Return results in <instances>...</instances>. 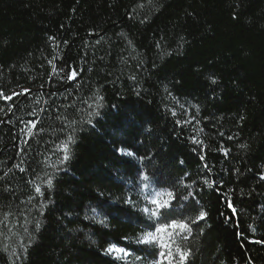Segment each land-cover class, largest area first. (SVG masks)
<instances>
[{"label":"trees","instance_id":"obj_1","mask_svg":"<svg viewBox=\"0 0 264 264\" xmlns=\"http://www.w3.org/2000/svg\"><path fill=\"white\" fill-rule=\"evenodd\" d=\"M0 93V264H153L155 191L184 264H264V0H0Z\"/></svg>","mask_w":264,"mask_h":264},{"label":"snow or ice","instance_id":"obj_2","mask_svg":"<svg viewBox=\"0 0 264 264\" xmlns=\"http://www.w3.org/2000/svg\"><path fill=\"white\" fill-rule=\"evenodd\" d=\"M66 77H68V73L65 74ZM77 72L75 70L71 71V78H76ZM215 83V81H213ZM0 95H3L0 93ZM6 99H11V97H6ZM99 100H102L103 97H98ZM102 105H97V107H101ZM93 115H99V112L92 113ZM175 115V113H173ZM91 122V121H89ZM179 123V121H177ZM33 128H35V124H33ZM74 142L73 137L69 135L67 137V141L64 142L60 148L59 151L63 153V157L61 160V163L66 162L70 158V152H69V144ZM193 143H197L196 140H193ZM121 153L133 157L134 153L127 151L126 149H120ZM143 159H150V157H141L139 160ZM21 171H24L23 168L20 169ZM141 182H145V187H153L154 184L152 182V178L148 176L147 174L142 175L139 177ZM261 179H264V176H261ZM52 182L51 180L48 181V187L51 188ZM211 186V185H210ZM36 192L40 195H43L41 189L39 187L36 188ZM164 195H167L169 199H161ZM173 198L172 192H149L148 193V203L152 205L153 207L145 206L140 209L142 213H144L149 220L153 221V225H148L147 227L151 229L154 226V231L149 230L146 231L142 236L137 238L138 244H144L148 245L150 248L157 247L159 249L158 252L152 254L153 264H177L175 260V256L179 257V264H184V262L187 260L188 256L190 255L189 252L183 250L179 245H176V241L174 240L175 235H179L183 232H191V228L187 222L184 221H177L175 219H172L171 222H169V218L171 217V212L169 211H162L169 208V205L171 203V199ZM187 199V197H185ZM126 203H129L133 206H136V202L132 199H128L125 201ZM231 206V205H230ZM183 207V205H182ZM176 209H173L175 211ZM206 216V213L204 211H200L198 217H196L195 220L192 222L195 223L196 220H202ZM38 226V225H37ZM187 238L186 236L184 237ZM173 245H176L175 248H173ZM105 253L109 255L114 254V258L117 260L124 261L125 264H134L135 260H142L143 257L140 255H134L130 253L125 247H120L115 244L109 245L105 249ZM133 256V260H129V257Z\"/></svg>","mask_w":264,"mask_h":264},{"label":"rangeland","instance_id":"obj_3","mask_svg":"<svg viewBox=\"0 0 264 264\" xmlns=\"http://www.w3.org/2000/svg\"><path fill=\"white\" fill-rule=\"evenodd\" d=\"M71 80H72V78L70 79V81H71ZM193 121H194V120H193L192 117H187V119H186V122H188V123H192ZM29 126H31V125H29ZM28 130H29V129H24L25 133H27ZM161 199H165V200H167V196L164 195L163 197H161ZM149 207H153V206L149 204ZM156 249H158V248L156 247ZM158 250H159V249H158ZM107 255H108V256H111L112 258H114V254H113V255H109V254H107ZM139 264H141V262H140Z\"/></svg>","mask_w":264,"mask_h":264}]
</instances>
